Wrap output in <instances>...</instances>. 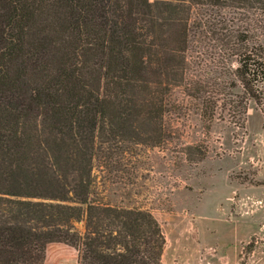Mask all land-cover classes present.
I'll return each instance as SVG.
<instances>
[{"label":"trees","instance_id":"trees-1","mask_svg":"<svg viewBox=\"0 0 264 264\" xmlns=\"http://www.w3.org/2000/svg\"><path fill=\"white\" fill-rule=\"evenodd\" d=\"M121 6V0H0V264H44L50 244L72 248L77 264H162L165 238L149 212L93 198L94 162L105 158L110 167L118 146L143 145L146 123L157 129L166 112L170 99L163 95L180 85L147 80L148 54L164 42L163 10L182 15L186 37L196 7L261 16L264 0ZM210 17L196 29L217 44L202 48L215 55L214 67L229 68L236 84L228 89L239 84L244 103L260 105L264 47L252 44L234 19L213 27ZM182 53L171 52L178 61L159 64L157 73L188 68ZM211 88L215 96L223 90Z\"/></svg>","mask_w":264,"mask_h":264},{"label":"rangeland","instance_id":"rangeland-1","mask_svg":"<svg viewBox=\"0 0 264 264\" xmlns=\"http://www.w3.org/2000/svg\"><path fill=\"white\" fill-rule=\"evenodd\" d=\"M121 4L128 9L129 0ZM169 14L159 15L164 42L148 54L149 84H180L163 95L170 102L157 124L161 140L146 123L143 145L118 146L110 167L105 158L96 160L93 198L149 212L165 238L162 264H264V101L244 103L239 84L228 89L236 84L229 68L214 67L215 55L202 48L217 42L196 29L208 15L213 27L234 19L252 44L264 47V14L196 7L187 18L186 37L182 15ZM181 50L188 68H162L158 74L159 64L177 62L171 52ZM214 83L225 91L215 96ZM228 91L232 97L225 95ZM77 228L83 231L84 224ZM76 258L72 248L50 244L44 264H77Z\"/></svg>","mask_w":264,"mask_h":264},{"label":"crops","instance_id":"crops-1","mask_svg":"<svg viewBox=\"0 0 264 264\" xmlns=\"http://www.w3.org/2000/svg\"><path fill=\"white\" fill-rule=\"evenodd\" d=\"M77 259V258H76Z\"/></svg>","mask_w":264,"mask_h":264}]
</instances>
